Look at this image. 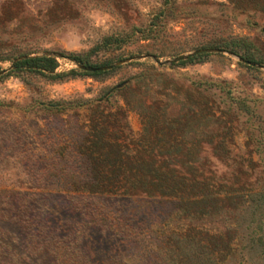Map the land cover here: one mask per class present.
I'll list each match as a JSON object with an SVG mask.
<instances>
[{
    "label": "rangeland",
    "instance_id": "374dc122",
    "mask_svg": "<svg viewBox=\"0 0 264 264\" xmlns=\"http://www.w3.org/2000/svg\"><path fill=\"white\" fill-rule=\"evenodd\" d=\"M205 48L225 52L169 63ZM59 54L124 63L0 74V234L21 264H264V0H0V73ZM132 175L128 196L86 195Z\"/></svg>",
    "mask_w": 264,
    "mask_h": 264
},
{
    "label": "trees",
    "instance_id": "16d2710c",
    "mask_svg": "<svg viewBox=\"0 0 264 264\" xmlns=\"http://www.w3.org/2000/svg\"><path fill=\"white\" fill-rule=\"evenodd\" d=\"M242 42L241 40L238 41ZM237 42V43H238ZM236 42L230 41L226 46V50H229L232 54L239 56L241 59H249V55L244 56L241 55L237 50ZM86 55L79 54H59L56 55H42V56H23L21 58H17L11 65L9 70L3 71L2 73L13 74L17 77H23L27 74H39L45 76L51 80H62L68 76L77 75L76 70H70L68 73H56L58 68V58H66L70 62L74 63L77 66L83 67H91L87 66L85 63L87 62ZM202 55H194L187 59V62H194L198 60ZM93 67V66H92ZM98 68V67H95ZM106 71L99 72H85V75L89 76H99L104 74ZM122 165V164H121ZM122 167V166H121ZM138 178L136 176L130 177H101V176H92L85 181L83 185L87 186V190H85L86 195L90 197H117V196H128L130 195V191L127 186H134L137 183L143 187L144 182H138ZM12 241L9 244H5L3 242V234H0V264H21L20 261H25L21 259V257L17 256L15 251L11 248ZM23 264H27L23 262Z\"/></svg>",
    "mask_w": 264,
    "mask_h": 264
},
{
    "label": "water",
    "instance_id": "95a60500",
    "mask_svg": "<svg viewBox=\"0 0 264 264\" xmlns=\"http://www.w3.org/2000/svg\"><path fill=\"white\" fill-rule=\"evenodd\" d=\"M225 51L221 50V49H215V48H205V49H199V50H195L193 51L192 53H189L187 55H181V56H178L177 58H175L174 60L172 61H169V63H172V62H179V61H182V60H185L186 58L188 57H191V56H194V55H198V54H204V53H224ZM241 62L247 64V65H250V66H256L254 63H251L249 61H245V60H242V59H239ZM124 63V61L122 62H119L115 65H110V66H106V67H98V68H95V67H83L81 66L80 69L85 71V72H99V71H108V70H112L114 67L120 65ZM0 74H3V73H0Z\"/></svg>",
    "mask_w": 264,
    "mask_h": 264
}]
</instances>
